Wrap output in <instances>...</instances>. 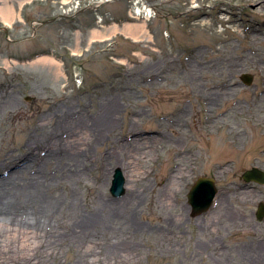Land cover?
Returning a JSON list of instances; mask_svg holds the SVG:
<instances>
[{
    "label": "rangeland",
    "instance_id": "1",
    "mask_svg": "<svg viewBox=\"0 0 264 264\" xmlns=\"http://www.w3.org/2000/svg\"><path fill=\"white\" fill-rule=\"evenodd\" d=\"M68 1L74 13L90 4L0 0V27L11 29L9 38L0 33V181L18 169L13 160L43 152L36 141L65 140L68 122L76 128L114 106L116 124L99 144L85 145L79 183L41 169L51 174L44 200L60 209L45 217L25 204L40 233L27 231L33 237L24 247L26 234L0 228V264H264V217L257 216L264 184L242 177L264 171V0H149L159 16L148 26L129 19L130 2L117 1L100 12L102 28L85 30L95 18L87 11L82 31L59 20L28 39L26 16L57 17ZM46 52L52 59H36ZM129 134L163 136L138 163L136 149L125 146ZM118 168L128 186L139 178L137 210L82 230L80 222L100 216L103 200L126 195L111 193ZM37 169L20 174L18 186ZM178 172L186 175L167 207L159 194ZM201 177L214 179L218 193L211 209L193 216L188 195ZM222 199L231 216L218 209ZM4 238L12 239L7 246Z\"/></svg>",
    "mask_w": 264,
    "mask_h": 264
},
{
    "label": "bare ground",
    "instance_id": "2",
    "mask_svg": "<svg viewBox=\"0 0 264 264\" xmlns=\"http://www.w3.org/2000/svg\"><path fill=\"white\" fill-rule=\"evenodd\" d=\"M1 26L2 27H0V29L5 28V26ZM49 58L52 59V57ZM37 59L42 60L41 58ZM224 91L222 93H224ZM211 107H213V103H211ZM116 119V109L114 106H110L95 119L92 118L84 120V122L79 124L76 128L75 126H77L78 122H68L65 126L66 132L68 133L65 140L62 141V136L60 135L59 137L50 139L46 142L36 141L34 143L35 149H37V151H43L40 155L38 152V154H35L33 151L29 150L28 157L25 159L17 158L13 160L12 164L17 163L18 169L9 172L7 177L2 178L0 181V228L6 231L26 234L24 238L23 236L21 238V245L25 244L24 247L29 246L27 245V242H29V238H32L33 236H29L30 234H27V231L34 230L35 235H38L40 230H38L39 224L37 223L38 220L36 218L37 215L34 213L35 211L29 213L27 209H24L25 204H27V207L32 205L30 206L32 210H36L35 208L37 207L40 210L39 214L45 217L47 214H53L55 211L57 212L60 209L59 202L57 200L52 202L44 200V190L50 180L48 176H51V174L48 172L46 174L41 169L43 167L52 166L53 170L60 176H55L54 178L51 177V179L61 181L65 176L69 177L72 181L79 183L87 171V163L85 161L87 159L88 150L85 149V145L94 146L103 141V138L110 133V130L114 129ZM73 133H75V135ZM129 135L131 136V134ZM162 136V134H159L153 137H143L140 134H134V136L132 135L130 139L127 140L125 146H132L133 149H136L137 157H134V159H137L138 163H140L143 158L148 155L147 152H143L141 150L148 149V151H152V146L155 145L162 138ZM225 136L226 135H223V139L227 140ZM239 139L241 140L242 137L239 136L238 140ZM229 146L233 147L234 143L230 142ZM37 166L38 169L34 177L29 179V182H24V185L18 186L20 174L33 170L37 168ZM120 166H122L121 163ZM122 168H118V170H121L123 173ZM42 172H44V174ZM185 175L186 174L184 172L176 173V175L170 179V185L164 190H161L159 197L164 202L165 206H172V195L177 193ZM124 177L126 181V195L122 197L125 194L124 193L122 196L117 197H122L121 199L114 201L103 200V203L101 204L102 209H100L101 217L96 216L92 218V220L87 218L79 223V228L82 230H89L90 228L96 230L103 225L105 220H107L111 215H118L119 213H123V211L130 212L137 210L138 199L143 196V191L135 185V182H138L139 178L134 175L133 177L131 176V185L128 186V178L126 175H124ZM21 197L25 198L27 201L26 203L24 202L23 204L17 205L16 202ZM223 202V199L220 200L218 209L226 212V216H231V213L228 211V207L222 206ZM78 206V204H74L76 210L79 209ZM187 211H190V208L187 207ZM33 213L36 215L35 217ZM32 214L33 218L31 217ZM226 219L228 221L231 220L228 217ZM43 220L45 221L43 222L46 226L49 218H44ZM8 240L10 241L12 239L10 238ZM8 240L5 238L4 240L1 239L4 246H7L5 243L8 242ZM13 248L16 250L18 249L17 246H14Z\"/></svg>",
    "mask_w": 264,
    "mask_h": 264
},
{
    "label": "water",
    "instance_id": "3",
    "mask_svg": "<svg viewBox=\"0 0 264 264\" xmlns=\"http://www.w3.org/2000/svg\"><path fill=\"white\" fill-rule=\"evenodd\" d=\"M54 20L55 19L46 21L44 24H48ZM1 30L7 35L9 34L7 29ZM242 79L246 84L252 82V77L249 75H244ZM242 177L247 183L255 182L261 185L264 184V171L258 168L245 171ZM125 183V177L121 170H116L111 193L115 197L122 196L125 193ZM217 192L218 190L213 179L207 177L199 178L188 195L189 204L192 206L193 210V216H199L208 211L213 205ZM257 216L259 219L264 217V204H260Z\"/></svg>",
    "mask_w": 264,
    "mask_h": 264
},
{
    "label": "trees",
    "instance_id": "4",
    "mask_svg": "<svg viewBox=\"0 0 264 264\" xmlns=\"http://www.w3.org/2000/svg\"><path fill=\"white\" fill-rule=\"evenodd\" d=\"M64 22H69V23H76V21L75 20H73V19H64ZM78 26V25H77ZM77 26H75V27H77ZM74 27V28H75Z\"/></svg>",
    "mask_w": 264,
    "mask_h": 264
}]
</instances>
